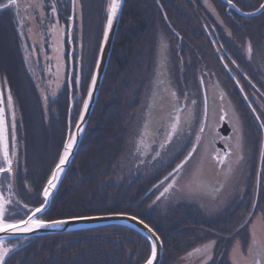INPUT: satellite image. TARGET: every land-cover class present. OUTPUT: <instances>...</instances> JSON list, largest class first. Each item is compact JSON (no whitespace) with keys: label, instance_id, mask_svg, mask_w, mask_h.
Returning <instances> with one entry per match:
<instances>
[{"label":"flooded vegetation","instance_id":"1","mask_svg":"<svg viewBox=\"0 0 264 264\" xmlns=\"http://www.w3.org/2000/svg\"><path fill=\"white\" fill-rule=\"evenodd\" d=\"M35 2L36 0H20L18 8L13 7L0 11L1 77H3L4 83L14 79V75L7 67L10 64L8 59L10 56L5 59L2 51V43L4 41L6 44L8 39L13 44H6L13 55V66L16 65L21 69L17 76L23 77L22 70L25 68L27 75L33 79L36 86L41 89L44 88L43 86L47 83L46 67L56 63L54 59V35L58 31L64 44L62 53L63 61L66 63L62 62L65 64L64 74L66 76L64 92H68V103H70L71 96L74 100L76 95L84 93L85 63L97 57L94 47L98 46L99 48L102 37L99 24L100 22L101 25L103 24L105 15L102 14L101 17L99 13H96L95 8L91 7L90 0H77L75 6L73 0H56L57 23V19L52 17L48 6L50 0H44L43 15H41L39 8L30 6ZM231 2L239 11L229 8V5L223 0H153V3L159 8L161 18H147L143 20L144 24L141 27L136 26L133 29L127 26L123 27L121 35H126V31L135 30L139 31L140 38L141 50L139 55L134 56L133 59L126 58L129 61L126 72L138 76V80L131 85L133 93L131 96L135 104H133L135 107V111L132 113L133 117L137 115L139 107L144 108L150 93L152 99L150 112L139 114V116L142 114V120L139 124L141 129L139 134L135 135V139L143 138L144 146L138 156L141 167L138 164L135 165L134 167L138 168H133L132 174L134 177L143 176L162 167L164 170H168V173L154 180L146 192V195L152 194L151 204L153 206H166L169 204L163 201L169 199L170 193L176 189L177 183L182 178L180 171L177 172L175 168L187 156L185 155L186 140L193 139V146L196 137H200L197 151H202L203 155L200 162L202 172L197 173V177L207 192L214 188L218 191L223 179L226 178L225 176L229 175L231 178L233 173L240 169V166L244 169L245 162L247 169L243 170V174L249 178L244 180L242 191L235 193V198L230 203L234 207L233 221L237 226L235 235L230 240H232V246L238 242L242 251L248 253L249 257L252 256L251 262L242 260L240 264H256L257 261L264 264V257L260 255V246L264 244V235L260 236L261 229L254 227L255 224L259 223L264 226V191L262 192V205H259V209L256 210L262 167L261 169L257 167L258 189L252 210L247 212V216L243 219L240 216L246 211L242 209L247 208L250 201L239 203L241 199L249 198L251 193V185H249L252 178L250 139L253 136L249 128H256V131L261 135V141L264 143V124L261 123L264 121V12L255 17L245 16L243 13H252L263 4L264 0H231ZM0 3H7V0H0ZM19 21L23 23L21 24ZM121 22L122 19L120 24ZM249 44L251 45V52L248 50ZM77 73L82 75V82L80 83L82 93H77L76 87L78 88L79 85L75 83L74 78ZM160 77L167 81V87L170 88L172 94L175 93L173 95L175 104L170 108V112H164L165 119L162 118L157 124L154 123V131L151 133L147 130L153 126L152 122L157 117L152 109L156 108L154 102L158 101L157 97L160 95L156 87L163 84ZM201 79H203V83H201ZM46 97L50 100V96ZM154 98L157 100L155 101ZM192 101L195 103L193 104ZM201 102V110L203 111L201 120L188 122L189 113L193 115L195 113L194 110L191 111V108L194 105H201ZM69 108L66 115L64 143L69 128H72L71 132H73L78 119L76 112L75 114L72 113V119L69 121ZM253 108L256 109L255 113L252 111ZM178 109L179 111H177ZM205 109L207 111L206 116ZM177 115L180 118L179 123L176 132L169 139V133L172 132V125L176 123ZM184 116L186 118H183ZM15 121L17 126L14 130V140L16 142L15 147L12 142L11 152H15L16 159L17 155L18 158L21 157L22 141L16 130L20 127V124L18 125L20 119L16 118ZM224 123H227L229 132L227 136L219 132V128ZM185 124L192 130L189 131L188 127L184 128ZM195 125L197 128L193 133ZM201 126L204 127L202 133L200 132ZM131 132L133 133L132 129ZM184 135L186 137L182 140ZM192 146L189 150L192 149ZM245 148H247V153ZM225 151L229 152L226 157ZM157 152H159V156L156 155ZM19 161L18 159V167ZM184 167L185 165H183ZM174 170L175 172H173ZM228 170L229 172H227ZM169 173H172L173 176H170ZM17 174L18 179L22 181L29 173L22 175L21 172H17ZM173 180H175V184H173ZM22 183L19 184L17 180L20 195L25 198L24 190H28V187L24 182L25 187L23 189ZM169 184H173V187L165 196L157 200V197ZM30 192L33 200L39 195L33 191ZM230 204L226 207L228 208ZM200 208L202 207L200 206ZM224 209L225 207L222 210ZM203 210L205 215L210 214L206 213V209ZM226 222L229 224L228 221ZM230 230L227 229V232ZM232 235L233 231L227 236ZM251 241L250 252L248 245ZM211 243L214 244V250L216 241L210 240L205 245ZM195 249L198 251V247ZM230 249L227 253L228 257L230 256ZM211 252L212 255L209 256L207 263L212 260L214 252ZM229 262L234 264L230 259Z\"/></svg>","mask_w":264,"mask_h":264},{"label":"trees","instance_id":"2","mask_svg":"<svg viewBox=\"0 0 264 264\" xmlns=\"http://www.w3.org/2000/svg\"><path fill=\"white\" fill-rule=\"evenodd\" d=\"M108 1L90 0V4L102 17V14L106 16ZM124 7L111 62L106 70L104 85L87 125L84 139L78 147L72 165L56 189L51 207L43 217L46 220H56L112 213L135 215L147 222L161 236L164 256L160 264H172L179 256L189 254L210 240L216 243L212 260L207 264H231L227 253L232 246L230 239L237 230L233 221L232 204L216 215H205L199 205L188 200L176 205L153 206L152 194L146 195V192L154 182L152 179L154 172L134 177V174L129 175L122 168L123 156L131 137V122L135 118L132 115L135 111L131 96L132 82L128 80L131 74L126 72L129 64L126 58L137 57L141 50L139 31H126V35H121L122 29L125 26L132 29L136 26L141 27L144 24L143 20L147 18H161L159 8L153 0H126ZM105 16L103 24L101 25V22L99 24L101 36ZM128 22L130 23L127 24ZM2 45L5 59L10 56L8 57L10 64L7 67L14 75V79L5 83L6 93L10 90L13 97V104L9 105L8 109L9 112L14 109L15 117L20 119L18 125L20 124L22 130L21 157L18 158L17 155L16 158V163L19 159L20 165L18 167L17 163L16 172H21L22 175L29 173L22 181L18 177L17 180L19 184L21 182L27 184L28 190H24V193L31 195L30 191H33L39 194L37 197L40 199H37L38 202L35 204H40L41 190L63 152L65 122L69 108L68 92H64L66 81L63 80L64 77L58 75L57 66L52 63L46 67L47 83L43 86L45 89L41 90L27 75L25 68L22 70L23 77L17 76L21 69L13 66V55L10 48L6 47L4 50L6 45L4 41ZM95 47L94 51L98 53V46ZM95 60L96 58L92 62L91 74ZM135 76L137 75H133L131 80ZM80 85L76 87L77 93H82ZM86 89L84 84V93L75 97L74 114L77 112L78 115L82 107ZM45 96H50V100ZM249 130L253 136L250 139L251 193L249 198L239 201V203L250 201L249 206L242 209L246 211L240 216L242 219L252 210V204L256 199L257 167L262 148L261 135L256 128L251 127ZM259 185L256 210L262 205L264 159ZM21 186L24 189L25 184ZM26 203L30 205L28 201ZM227 229H231L230 232H227ZM232 231L233 235L227 236ZM223 234L225 236H222ZM13 242L18 247L7 260L11 262L10 264H143L151 253L148 237L124 225L92 227L29 237L26 240L15 239Z\"/></svg>","mask_w":264,"mask_h":264},{"label":"rangeland","instance_id":"3","mask_svg":"<svg viewBox=\"0 0 264 264\" xmlns=\"http://www.w3.org/2000/svg\"><path fill=\"white\" fill-rule=\"evenodd\" d=\"M54 42H55L54 59L56 62L55 64L57 66V73L60 72L59 75L61 77H64L63 80L65 81V78H66V76L64 74L65 73V70H64L65 66L62 63V62L65 63V61H63V53H62V50L64 49V44L62 42L60 32H58V31H56V33L54 35ZM6 44L8 45V44H12V43L10 40L7 39ZM94 48L96 49V47H94ZM4 50H6V45H4ZM98 50H99V48H98ZM94 58H95V55H94ZM93 60L94 59H92L91 61L86 63V66H85L86 76L84 77V84L87 83V80L91 75L90 72H91V69L93 66V63H92ZM92 72H93V70H92ZM132 76L133 75L131 74L129 81L132 82V80H133V82H136L138 80V76H135L131 80ZM160 79L163 81V84H162V86L160 84V86L157 85V87H156L157 92H160V95H158V97H157L158 101L154 102V105L156 106V108L152 109L154 114L157 115V117L152 122L153 126H151L149 128V130H147V132H151V133H152V131H154L153 128H154L155 124H157L159 122V120H161L162 118L163 119L166 118L165 116H163V115H165L164 112H167V111L170 112L171 111L170 108H172V106L175 104L172 91H170V88L167 87V81H165L163 77H160ZM89 81H90V79H89ZM42 89L44 90V88H42ZM53 92H55V90ZM157 98H154V100L156 101ZM151 101H152V99H151V93H150V97L146 100L144 108L141 109V107H139L138 113H137V115H135L136 117L134 119V122L132 123L131 129H132L133 133L132 132L130 133L131 137H130V139H128V143H127L128 148H127V151L125 152V155L123 156L124 160L121 163L122 168L129 175L132 174V171H133L132 168H138V167H134L135 165L138 164L139 167H141V165L139 163L140 159L138 158V156L143 150L142 148H143L144 144L142 142H144V141H143V138H142V142H141V138L135 139V135L136 134L138 135L139 130L141 129L139 124L142 120V114L140 116H139V114L141 112H143V113L150 112V107L152 105ZM201 109H202V102H201V105L200 104H198V106L194 105L191 108V111L194 110V112L196 114L194 113V115H195L194 116L192 113H189L188 122L200 121L201 117H202V112H203ZM11 113H12V109L10 112L8 109L10 139L13 137V129L11 127V120H10ZM154 116H152V117H154ZM183 118H186V116H184ZM187 127H188V125L185 124L184 128H187ZM196 128H197V125H195V129H193V133L195 132ZM188 130L191 131L192 128L188 127ZM184 137H186V135H184L182 137V140L184 139ZM192 141H193V139L186 140L185 147H187V149L185 150V155H187L188 152L191 151V150H189V148H190V146H192ZM262 147H263V142H262ZM101 148H102V146H101ZM138 148H141V149L137 150ZM261 151H262V148H261ZM245 152L247 153V148H245ZM192 157H191L192 159L190 158L191 160L187 164H185L184 168L181 167L177 171V172L180 171L182 178H181L180 182L177 183L176 189H174V191L172 193H170L169 199L164 200L163 202L166 201L167 204H169V205H176V203L188 200L191 202H195L197 206L199 205L203 209H206L207 210L206 213H210L211 215H213V214L216 215V213L217 214L220 213V211L224 207L227 208L226 206H228L234 200L235 193L242 191L244 183H245L244 180L249 178L247 175L243 174V170L247 169V164L243 161L245 164V168L243 169V167L240 166V169L238 171H235L233 173V175L231 176V178L229 177V175L226 174L227 176H225L226 178L223 179L222 184L219 186L220 188L218 191L216 188H214L212 191L210 190L207 192L206 189L204 187H202V184H200L198 177H197V173L202 172L200 170L202 167V165H200L201 159L203 157L202 151H200V150L197 151L196 154H194V156H192ZM259 158L260 159L258 160V163H259L258 167L261 168L263 165V159H264V155L262 157V152H261V155ZM164 168L166 169L167 167H164ZM259 168H258V171H259ZM165 171H167V172H165ZM227 172H229V170ZM165 173H168V170H164L163 167L158 168L153 173L152 179L153 180L159 179ZM238 180H240V181L238 182ZM7 182H9V181L5 180V182L3 184V188L0 192H3V191L5 192L7 190V185H5ZM16 184H17V181H16ZM4 192H3V194H4ZM17 192H18V193H16L17 195L20 194L19 189ZM20 197H22V195H20ZM22 198H21V200H22ZM37 199H39V198L36 197L33 200L31 195H29V193H26L25 200H23V201H25V202L28 201L30 203V206L36 207L38 205V204H35L36 202H38ZM13 205H17V203L14 202ZM9 214L12 217L17 218V219L22 218V216L24 215L21 206H19L17 208H15V207L10 208ZM254 227L261 229L260 236L264 235V226L261 223L255 224ZM258 242H260V240H258ZM251 243H252V241L248 245V250L251 249ZM213 245H214L213 243H211L210 245H205V244L200 245V247H198V251H196L197 249H194L189 254L181 255V256H179L178 259L174 260L172 262V264H207V261L209 260V258L212 255L211 251H213ZM248 255H249L248 253H245L244 251H242V248L238 245V242H237V244H234V246H232V249H230L229 259L234 264H240L242 262V260H246V262H251L250 258H252V256L249 257L250 255L249 256Z\"/></svg>","mask_w":264,"mask_h":264},{"label":"water","instance_id":"4","mask_svg":"<svg viewBox=\"0 0 264 264\" xmlns=\"http://www.w3.org/2000/svg\"><path fill=\"white\" fill-rule=\"evenodd\" d=\"M18 2H20V0H18ZM76 2H77V0H76ZM223 2H226L229 5V8H232V9L234 8V9L239 11V9L237 7H233L234 3L229 2V0H223ZM109 3H110V0L108 1V4H107V21H108V15H109V9H108ZM124 4H125V0H121V7H120V9L117 12L116 17L113 19V23H112L111 29H108L107 21L105 22L104 32H103L102 39H101L102 42L100 44V48L98 50L99 53H98L97 59L95 61L96 65H95V68H94V70L92 72V73H95V72L98 71L97 84H96L95 90L93 92V97H92V100L89 103V108H88V110L86 112L83 110V103H82V105H81L82 108H81L79 116H78L79 118H78V120H77V122L75 124L74 131L71 132L72 128H69L68 135L66 137L64 146L67 143L68 139L70 137H72V136L76 137V143L74 144L73 149L71 150V153L69 155L68 161L63 166L64 171L61 173L59 180L54 182L56 184V187L50 190V196L48 197L49 203L47 205V210L51 207V203H52L53 198L55 196L56 189L60 185V181L65 176V174L67 173V170L69 169V167L72 165V163L74 161V158H75V155L77 153L78 147L81 144L82 140L84 139L83 137H84V134L86 132L87 125H88V123H89V121H90V119L92 117L91 115H92V113H93V111H94V109L96 107V102H97V100H98V98L100 96L99 93H100V91L102 89V86L104 84L103 82H104V79H105V76H106V73H107L106 70H107V68H108V66L110 64V59H111L112 54H113V47H114L115 40H116L115 39L116 38V34H117L118 29H119L118 26H119L120 21L122 19L121 16H122V13H123V10H124ZM263 4H264V2H263ZM262 12H264V9H261L260 11H257V9H256L255 11L252 12V15H247V13H245V12L243 14L245 16H249V17L254 16L255 17L256 15H259ZM106 31L108 33V37H107V41L105 42L104 36H105V32ZM97 63H99V69H97ZM7 93H8V90H7ZM0 94H2V97H3L4 107H5V114H6V118H7L8 124H9L8 109H7V98L5 96L6 91H5V88H4L3 77H1V72H0ZM85 95H86L85 98H87V91H86ZM73 105H74V100H73V96H71L70 103H69L70 108H69V113H68L69 121H71V119H72L71 116H72V113H73V110H74V106ZM82 114H83V121H81V119H80ZM219 132H222L225 136H227V134L229 133L228 129H227V123H224L219 128ZM11 141L13 142V145L15 147L14 138H12ZM12 142H10V131H9V149H10V153H11ZM64 146H63V150H64ZM261 152H262V157H263V155H264V143H263V147H262V151ZM188 154H187L186 157H188ZM186 157L178 165H182V167H183V165H185V163L191 158L190 157V158H188L186 160ZM15 162H16V159L14 157L13 168H14L15 171L12 174L14 176V180H11V183H12L11 192L9 191L8 186H7V190L5 192L3 191L4 195L6 197L7 196H11L13 201L15 203H17V205H13L11 208H14V207L17 208L19 206L22 207L24 204H27L25 201L21 200L20 194H18V195L16 194V193H18L17 192L18 191V185L16 184V181H17V174H16L17 173L16 172L17 171V167H16V163ZM58 162H59V159H58ZM2 164H3V162H2V160H0V165H2ZM177 166H176L175 170H177ZM54 169H55V167L53 168V170ZM175 170L173 172H175ZM51 174L48 177V179H50ZM6 175L7 174H0V177L6 176ZM48 179L46 180L45 185H44L43 189L41 190L42 202L40 204H42L44 202L43 190H44L45 187H47ZM5 185H8V182ZM2 188H3V186L0 187V191L2 190ZM40 204H38L36 207L40 206ZM27 205L29 206V208H34L33 206H30L29 204H27ZM47 210H46V212H47ZM45 213H43V214H45ZM43 214H42L41 218L44 219ZM79 217H86V218L85 219H70L71 217H69V218H58L56 220L67 219L68 222L67 223H63V224H57V225H54V226L48 227V228H42V229L34 230L33 232H29V233H18V234H15V235H9L7 233H0V247H6V248H10L11 249L9 255L5 258V264H6L7 260H8V258H9V256L13 252H15L16 248L18 247V245L16 243L13 244L14 243L13 241H15V239H22V240L25 239L26 240L29 237H37V236L48 235V234H58V233H64V232H69V231H76V230H80V229H91L92 227L112 226V225H120V226L124 225V226H127L130 229H132V230H136V231L142 233L144 236L146 235L148 237V239H149V237H151L153 239L158 238L159 242L157 243V256H156V259L154 260L153 264H160L161 260L163 259V256H164V254H163L164 243H162V239H161L159 233H157L147 222H144L143 220H141L137 216L126 214V213H123V214H121V213H112V214H101V215H90V216H79ZM47 220H49V219H47ZM141 221H143V223H141ZM149 241H150V239H149ZM150 244H151V241H150ZM150 255H151V253H150ZM143 264H146V262L143 263Z\"/></svg>","mask_w":264,"mask_h":264},{"label":"snow or ice","instance_id":"5","mask_svg":"<svg viewBox=\"0 0 264 264\" xmlns=\"http://www.w3.org/2000/svg\"><path fill=\"white\" fill-rule=\"evenodd\" d=\"M231 2V0H229ZM76 0H73V5L75 6ZM31 7L39 8L41 10V15H43V10L45 7L44 0H36L35 3L30 5ZM50 7V11L52 14V17L57 19L58 23V17H57V3L56 0H50V4L48 5ZM18 8V0H7V3H0V11L7 10L9 8ZM121 7V0H110V3L108 5L109 9V15H108V21H107V27L108 29H111L113 19L116 17L118 10ZM235 7V5H233ZM261 9H264V4L260 5V8L257 9V11H260ZM247 15H252V13H247ZM19 23H23L22 21H19ZM21 35H23V32H21ZM108 33L105 32V42L107 41ZM249 52H251V45L249 44ZM233 63H235L233 61ZM97 69H99V63H97ZM75 83L79 85L82 80V75L80 73H77L75 75ZM97 78H98V71L91 74L90 77V83H86L87 87V98L83 99V110L86 112L89 108V103L92 100L93 92L95 90L96 84H97ZM201 83H203V79H201ZM237 84H239V81H237ZM175 95V93H173ZM187 98V97H185ZM47 99V98H46ZM7 103L8 105L13 104V97L11 95V91L9 90L7 95ZM194 104L195 101H192ZM179 111V109L177 110ZM252 111L255 113L256 109L253 108ZM207 115V111L205 109V116ZM259 119V116L257 117ZM81 121H83V114L80 117ZM179 115L176 116V123L172 125V132L169 133V139L171 136L176 132L177 125L179 123ZM223 119V117H221ZM15 111L13 109L11 113V127L13 129V138H14V130H15ZM264 124V121L261 122ZM204 131V127H200V132L202 133ZM142 142V138H141ZM76 143V137L72 136L68 139L67 143L64 146V150L62 155L59 158V162L56 164L55 169L52 171L50 179L47 181V187L43 190V196H44V202L40 204L38 207L29 208L27 204H24L22 206V211L24 215L22 218H14L9 214V209L13 206L14 201L11 196H5L3 192H0V233H7L9 235H15L18 233H29L33 232L34 230L42 229V228H48L52 227L57 224H63L67 223V219H60V220H46L41 218L42 214L46 212L47 205L49 203L48 197L50 196V190L56 187L55 181H58L60 178L61 173L64 171L63 166L66 164V162L69 159V155L71 153V150L73 149L74 144ZM200 143V137H196V142L193 144L191 151L188 154V157H186V160L192 156V153L197 151V145ZM163 147V145H161ZM139 150V149H137ZM229 154L228 151H225V157ZM157 156H159V152L156 153ZM14 157L15 152L10 153L9 149V124L6 118L5 114V107H4V101L2 94H0V160H2L3 164L0 165V174H7L6 176L0 177V187L3 186L5 180H8V189L11 192L12 189V183L11 180H14V176L12 175L14 173ZM222 162V161H221ZM182 165L177 166V171L179 168H181ZM171 176L172 173H169ZM167 179V178H166ZM173 184H175V180H173ZM173 184H169L168 187L164 188V191L160 193V196L157 197V200H159L161 197L165 196L166 193L169 192V189L173 187ZM86 217H71L70 219H85ZM143 223V221H141ZM151 241V255L147 259L146 264H153L154 260L157 256V243L159 242L158 238H151L149 237ZM261 257H264V244H261ZM11 249L6 247H0V264H5V258L9 255ZM251 252V249L249 250ZM256 264H260L259 261L256 262Z\"/></svg>","mask_w":264,"mask_h":264},{"label":"bare ground","instance_id":"6","mask_svg":"<svg viewBox=\"0 0 264 264\" xmlns=\"http://www.w3.org/2000/svg\"><path fill=\"white\" fill-rule=\"evenodd\" d=\"M80 113V112H79ZM90 122V121H89ZM89 124V123H88ZM17 126V125H16ZM16 130H17V133H18V136H19V138H21L22 139V130H20V127L19 128H16ZM10 142H12V141H10ZM77 154V153H76ZM22 198V197H21ZM22 200H25V198H22Z\"/></svg>","mask_w":264,"mask_h":264}]
</instances>
